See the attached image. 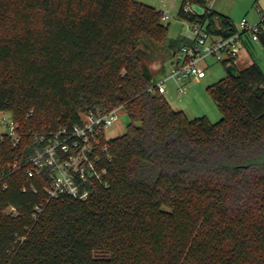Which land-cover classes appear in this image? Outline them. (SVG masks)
<instances>
[{"label":"trees","instance_id":"1","mask_svg":"<svg viewBox=\"0 0 264 264\" xmlns=\"http://www.w3.org/2000/svg\"><path fill=\"white\" fill-rule=\"evenodd\" d=\"M187 4L206 0H183L178 18L236 31ZM168 32L138 0H0V112L20 136L0 137V264H264V72L253 62L207 88L218 122L189 119L149 91L146 39L172 54L188 43ZM117 107L130 122L106 142L108 186L47 202L49 172L27 175L35 136Z\"/></svg>","mask_w":264,"mask_h":264},{"label":"built area","instance_id":"2","mask_svg":"<svg viewBox=\"0 0 264 264\" xmlns=\"http://www.w3.org/2000/svg\"><path fill=\"white\" fill-rule=\"evenodd\" d=\"M213 3L214 0H206V6H201L204 14L213 10ZM185 11L196 13L191 4L185 6ZM161 13L164 22L171 19L168 10H162ZM189 27L188 43L172 54L170 75L157 80L149 87V91L164 94L167 81L173 79L179 83V92L185 93L187 87L181 85L184 81L205 78L206 68L201 63L208 56L227 65H236L246 44L258 43L259 34L264 30V14L256 24L243 19L230 35L212 32L206 22L189 23ZM122 110V107H117L107 113L90 111L82 115L79 124L52 131L45 129L35 136L41 147L26 163L27 175L34 178L49 172L51 179L46 187L47 202L60 197L87 201L97 186H108L107 164L112 156L106 143V130L118 120ZM2 123L8 127L9 132L1 133L0 137L7 135L14 145L18 144V123L11 116L8 121L3 119ZM20 167L19 162L12 165V169ZM31 188L35 189L34 186ZM27 189L23 188L24 191ZM43 210V204L36 205L33 218L37 220ZM7 212L15 216L17 214L14 207H9Z\"/></svg>","mask_w":264,"mask_h":264},{"label":"rangeland","instance_id":"3","mask_svg":"<svg viewBox=\"0 0 264 264\" xmlns=\"http://www.w3.org/2000/svg\"><path fill=\"white\" fill-rule=\"evenodd\" d=\"M162 4L164 3L162 2ZM178 7H172V0H167L166 5L164 4L159 9L161 11L168 10L170 13L171 19L165 21V23H169V38H178L187 35L190 31L189 23L178 18ZM262 7V0L258 2L257 0H214L213 3V9L230 16L237 27L243 19H246L250 24L258 23L264 14ZM145 49L149 54L148 64L151 71L159 74L164 70V66L163 78L169 76L172 62L171 51L150 39H146ZM253 62L258 63L264 72V47L259 43H250L241 52L238 68H245ZM201 65L206 68L205 78L184 81L185 83L181 85L187 87L185 93L179 92L178 82L173 79L168 80L166 83L167 91L164 96L174 109L184 111L189 119L206 116L211 123H216L222 118V113L207 88L228 77L229 74L225 63L218 61L213 56H208ZM9 118L8 112H0V134L9 132L8 127L2 123L3 119L8 121ZM129 122L128 114L122 110L118 120L106 130V138L110 140L125 134Z\"/></svg>","mask_w":264,"mask_h":264},{"label":"crops","instance_id":"4","mask_svg":"<svg viewBox=\"0 0 264 264\" xmlns=\"http://www.w3.org/2000/svg\"><path fill=\"white\" fill-rule=\"evenodd\" d=\"M138 1H141V2H143V3H146V4H149V5H152V6H154L157 10H159V9H161L163 6H164V4L166 5V3H167V0H138ZM162 2L164 3V4H162ZM182 2H183V0H172V7H178V5H180L179 7H178V11H179V9H180V7H181V5H182ZM262 10H264V0H262ZM214 10V9H213ZM214 11H216V10H214ZM216 12H218V13H220V14H224V13H222V12H219V11H216ZM224 15H226V16H228L227 14H224ZM229 18H230V16H228ZM231 19V18H230ZM235 28H237V26H235ZM181 37H185V38H187V40H188V37H189V33H187V35H183V36H181ZM172 39H176V38H172ZM246 49V48H245ZM171 55V54H170ZM239 60H240V57H239V59L237 60V62H236V66H237V68H238V63H239ZM247 67V66H246ZM239 69V68H238ZM243 69V68H242ZM165 72V67H164V71L163 72H160L159 74H158V76H157V79H160V78H162L163 77V73ZM206 77V76H205Z\"/></svg>","mask_w":264,"mask_h":264},{"label":"water","instance_id":"5","mask_svg":"<svg viewBox=\"0 0 264 264\" xmlns=\"http://www.w3.org/2000/svg\"><path fill=\"white\" fill-rule=\"evenodd\" d=\"M192 9L199 15L204 14V8L198 4H193ZM226 68H227V72L230 76H232V77H238L239 76V69L236 67V65L228 64Z\"/></svg>","mask_w":264,"mask_h":264}]
</instances>
